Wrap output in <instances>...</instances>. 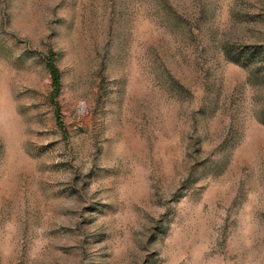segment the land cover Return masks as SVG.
Here are the masks:
<instances>
[{
    "label": "rangeland",
    "instance_id": "obj_1",
    "mask_svg": "<svg viewBox=\"0 0 264 264\" xmlns=\"http://www.w3.org/2000/svg\"><path fill=\"white\" fill-rule=\"evenodd\" d=\"M0 264H264V0H0Z\"/></svg>",
    "mask_w": 264,
    "mask_h": 264
},
{
    "label": "trees",
    "instance_id": "obj_2",
    "mask_svg": "<svg viewBox=\"0 0 264 264\" xmlns=\"http://www.w3.org/2000/svg\"><path fill=\"white\" fill-rule=\"evenodd\" d=\"M50 71L53 79V84L58 88L60 82L59 75L57 71L52 67H50Z\"/></svg>",
    "mask_w": 264,
    "mask_h": 264
}]
</instances>
